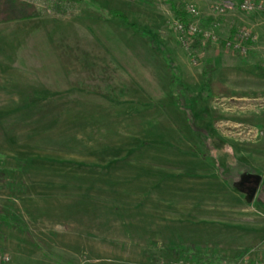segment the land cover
Wrapping results in <instances>:
<instances>
[{"label":"rangeland","instance_id":"374dc122","mask_svg":"<svg viewBox=\"0 0 264 264\" xmlns=\"http://www.w3.org/2000/svg\"><path fill=\"white\" fill-rule=\"evenodd\" d=\"M23 1L39 17L22 35L46 19L83 28L126 13L168 53L171 97L156 102L116 76L128 94L119 103L114 91L112 107L26 103L16 91L40 77L10 61L24 46L0 41V264H264V15L175 0L216 36L184 50L169 0ZM240 30L255 37L245 53L224 45Z\"/></svg>","mask_w":264,"mask_h":264},{"label":"crops","instance_id":"0c3cea01","mask_svg":"<svg viewBox=\"0 0 264 264\" xmlns=\"http://www.w3.org/2000/svg\"><path fill=\"white\" fill-rule=\"evenodd\" d=\"M256 1L264 6V0ZM30 22L28 20L12 23L22 26L9 30L7 37L4 32H0L2 45L7 42L11 47L24 46L23 57L15 52V56H9L10 61L24 60L31 69H26V74L40 77L39 84V80H32L33 82H28V88L16 91L24 94L22 99L26 103L39 100L55 103L50 107L68 109L85 108L87 104L95 103H102V107H112L113 103L117 102L111 97L114 91L120 100L119 103L122 102L123 94H128L127 87H115L112 84L110 79L116 76L126 80L133 78L134 85L156 102L162 103L170 99L171 81L168 66L161 54L150 47L144 34L136 35L118 21L94 19L88 25L82 24L83 28H80L75 26V23L46 19L39 24L40 33L35 32L34 36L26 30L22 35L25 29L34 28L30 26ZM98 46L102 50L99 58ZM35 52H39V59L34 57ZM98 59L103 63L101 67H98ZM36 60H40L41 69L35 73L31 71L37 66ZM82 61L87 63V68L82 67ZM169 61L172 63L170 57ZM62 100L69 101L70 104H57ZM125 101H128V97ZM27 106L29 105H25Z\"/></svg>","mask_w":264,"mask_h":264},{"label":"built area","instance_id":"2783aa9c","mask_svg":"<svg viewBox=\"0 0 264 264\" xmlns=\"http://www.w3.org/2000/svg\"><path fill=\"white\" fill-rule=\"evenodd\" d=\"M134 2L136 0H127ZM212 10L216 16H223L231 12H239L244 14L262 13L264 15V6L254 0H216L212 5ZM186 12V23L179 21L173 23V30L176 35L177 42L184 50H189L193 40L202 36L204 39H215L213 31L201 33L197 23L194 21L198 18L199 12L192 6H188ZM193 20V21H192ZM255 41V37L246 30L237 31L232 38L226 40L224 45L236 52L245 53L248 50V45ZM8 257L1 256L0 262H5Z\"/></svg>","mask_w":264,"mask_h":264},{"label":"trees","instance_id":"16d2710c","mask_svg":"<svg viewBox=\"0 0 264 264\" xmlns=\"http://www.w3.org/2000/svg\"><path fill=\"white\" fill-rule=\"evenodd\" d=\"M63 3H75L82 0H58ZM171 10L175 16V20L183 24L186 23V13L183 12L175 0H169ZM109 18L105 20L118 21L121 22L125 29H130L136 35H140L141 31L137 28V22L131 20L126 13L119 10L109 11ZM39 14L36 12L35 8L30 4L24 2L23 0H0V25L8 23H16L22 21H28L36 19ZM152 49L154 47L150 46ZM161 54L162 58L166 62L168 68H171V63L169 61L168 53L166 51H161V49H154ZM173 74V73H172Z\"/></svg>","mask_w":264,"mask_h":264}]
</instances>
